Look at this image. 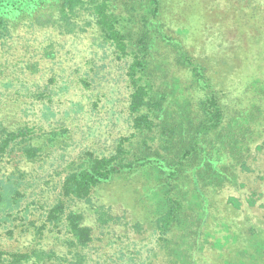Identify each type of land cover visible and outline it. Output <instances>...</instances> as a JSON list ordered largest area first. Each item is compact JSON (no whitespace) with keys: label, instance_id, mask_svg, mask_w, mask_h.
Instances as JSON below:
<instances>
[{"label":"rangeland","instance_id":"1","mask_svg":"<svg viewBox=\"0 0 264 264\" xmlns=\"http://www.w3.org/2000/svg\"><path fill=\"white\" fill-rule=\"evenodd\" d=\"M163 3L162 20L182 30L178 39L207 67L220 91H229L231 97L251 79L264 82V0ZM128 63L102 41L87 14L78 16L71 33L25 22L0 45V127L32 126L44 148L35 160L17 152L0 156V198L7 179L14 189L7 211L0 202V251L28 247L44 213L60 198L64 178L82 156L87 151L109 155L118 138L129 133ZM53 134L56 138L49 143L46 139ZM246 162L247 170L215 199L217 218L230 227L236 243L206 250L200 264H217L219 254L229 263L264 264V140ZM139 181L116 178L89 202L66 203L65 213H82L91 229L86 248L71 249V237L62 225L45 231L42 248L70 252L83 264H166L151 203L142 197ZM72 257L67 255V260Z\"/></svg>","mask_w":264,"mask_h":264},{"label":"trees","instance_id":"2","mask_svg":"<svg viewBox=\"0 0 264 264\" xmlns=\"http://www.w3.org/2000/svg\"><path fill=\"white\" fill-rule=\"evenodd\" d=\"M163 0H0V45L22 24L71 33L87 14L102 41L119 59H128L129 133L109 155L87 151L61 185L60 198L35 227L22 251H0V264H83L66 254L46 252L43 236L63 226L71 249L86 248L91 229L78 211L65 213L68 201L89 202L95 192L118 179L140 180L151 204L166 264H200L206 250L223 249L236 237L217 218L216 197L247 170V158L264 140V82L251 79L234 96L214 86L199 63L162 20ZM34 127H0V156L17 152L35 160L43 151ZM55 135L46 140L52 143ZM10 179L2 187L4 210L12 203ZM236 208V200L230 198ZM213 226V227H212ZM208 227L213 228V233ZM219 234L221 236L217 237ZM218 255L217 264L225 262ZM221 259V260H220Z\"/></svg>","mask_w":264,"mask_h":264}]
</instances>
